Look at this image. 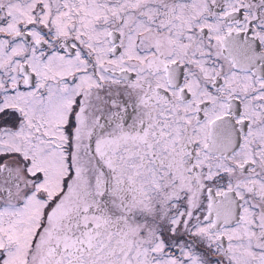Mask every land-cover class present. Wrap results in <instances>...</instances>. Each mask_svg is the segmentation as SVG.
I'll return each mask as SVG.
<instances>
[{
  "label": "snow or ice",
  "instance_id": "snow-or-ice-1",
  "mask_svg": "<svg viewBox=\"0 0 264 264\" xmlns=\"http://www.w3.org/2000/svg\"><path fill=\"white\" fill-rule=\"evenodd\" d=\"M0 264H264V0H0Z\"/></svg>",
  "mask_w": 264,
  "mask_h": 264
}]
</instances>
